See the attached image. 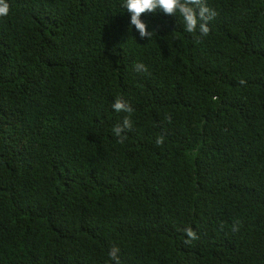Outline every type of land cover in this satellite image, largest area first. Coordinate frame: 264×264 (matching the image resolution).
<instances>
[{"label":"trees","instance_id":"obj_1","mask_svg":"<svg viewBox=\"0 0 264 264\" xmlns=\"http://www.w3.org/2000/svg\"><path fill=\"white\" fill-rule=\"evenodd\" d=\"M6 3L0 264H264V0H204L206 36L142 14L149 39L125 0Z\"/></svg>","mask_w":264,"mask_h":264},{"label":"clouds","instance_id":"obj_2","mask_svg":"<svg viewBox=\"0 0 264 264\" xmlns=\"http://www.w3.org/2000/svg\"><path fill=\"white\" fill-rule=\"evenodd\" d=\"M123 7L130 14V26H135V29L139 32L141 38L151 37L152 32H149L147 25L141 20L142 14L155 13L157 10L162 11L166 15L175 16L178 12L183 18L185 31L194 33L199 27L201 35L206 36L210 29L208 27V21L212 20L216 15V11L210 9L204 0H125ZM9 4L6 0H0V17L7 16L9 13ZM137 71H146V66L137 64ZM244 83V81H241ZM115 112L131 113L133 109L130 105L126 104L122 99L117 98L112 105ZM132 124L129 117H125L122 125L118 124L113 128V132L119 138V142L123 143L126 137L122 136L125 129H131ZM163 137H158L156 140L157 145L163 144ZM235 230V229H234ZM188 239L185 243H191V241L197 239L196 233L191 229H184ZM119 248L113 247L108 255L115 262L120 264L118 257Z\"/></svg>","mask_w":264,"mask_h":264}]
</instances>
